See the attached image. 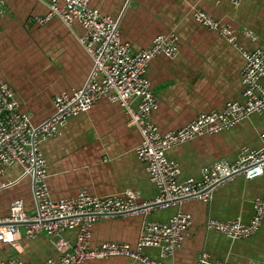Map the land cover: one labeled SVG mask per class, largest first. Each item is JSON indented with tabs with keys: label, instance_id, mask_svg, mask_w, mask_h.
<instances>
[{
	"label": "crops",
	"instance_id": "obj_1",
	"mask_svg": "<svg viewBox=\"0 0 264 264\" xmlns=\"http://www.w3.org/2000/svg\"><path fill=\"white\" fill-rule=\"evenodd\" d=\"M50 1L0 0V80L13 87L22 112L31 114L35 125L53 115L57 94L83 88L93 68L92 57L78 40L84 34L80 23L69 28L60 18L44 24L36 21L49 13ZM91 5L120 21L121 38L134 51L151 46L160 33L180 36L178 56L156 57L147 71L158 102L152 120L162 134L180 129L202 112L222 110L229 101L244 102L243 55L219 32L196 22L192 11L201 8L231 26L238 44L246 49L264 50V0L240 5L231 0H92ZM129 120L121 103L103 98L88 112L71 118L62 134L43 142L53 199L73 198L83 190L96 196L133 191L141 202L158 195L146 163L136 153L141 133ZM243 147L264 150V115L254 114L229 130L175 146L167 155L179 163L180 181L199 182L214 164L234 163ZM19 197L33 209L29 179L0 192V217ZM259 197H264V175L251 180L240 174L221 184L209 203L191 199L181 206L153 210L147 217L150 221H169L179 210L194 219L182 246L164 260L198 264L200 254L208 252L212 260L229 264H264V226L237 240L207 227L209 219L250 223ZM143 220L138 216L103 218L94 226L93 244L116 241L134 246ZM65 237L74 241L75 234L67 232ZM20 244L22 251L11 247V254L34 264L60 256L53 239L46 236L24 237ZM143 253L163 259L159 248L148 247ZM85 264L143 263L114 257Z\"/></svg>",
	"mask_w": 264,
	"mask_h": 264
},
{
	"label": "built area",
	"instance_id": "obj_2",
	"mask_svg": "<svg viewBox=\"0 0 264 264\" xmlns=\"http://www.w3.org/2000/svg\"><path fill=\"white\" fill-rule=\"evenodd\" d=\"M231 1L240 5L253 0ZM91 2L51 0L49 13L36 17L42 24L60 18L69 28L75 22L80 23L84 34L78 36V40L93 59V68L83 88L54 97L55 112L50 118L35 125L31 114L22 112L13 87L0 80V192L29 179L33 200V209H29L24 198L14 199L8 214L0 217V264H34L11 254L9 248L21 252L22 238L35 240L42 236L53 239L60 254L43 264H85L114 257H125L135 263L168 264L164 259L182 246L194 219L179 210L169 221H150L147 217L153 210L181 206L191 199L209 203L216 189L235 176L243 174L252 180L264 175V150L250 147H243L234 163L214 164L211 172L199 182L180 181L181 167L167 155L175 146L229 130L254 114L264 115V50H249L239 45L231 26L201 8H194L192 16L196 22L219 32L243 55L245 100L229 101L222 110L202 112L180 129L162 134L152 120L158 102L147 71L156 57L174 59L178 56L180 36L175 32L160 33L151 46L134 51L132 44L121 38L120 21L103 14ZM103 98L121 103L130 116L129 125L141 133L136 153L146 163L150 179L159 189L158 195L151 200L141 202L133 191L96 196L83 190L76 197L58 200L51 196L47 182L48 163L41 148L43 142L62 134L71 118L88 112ZM116 216L144 218L137 243L132 246L106 241L94 245V226L103 218ZM262 226L264 197L254 201V215L248 224L239 219H209L207 222L209 229L232 240L248 238ZM67 232L75 234L74 241L65 237ZM148 247L161 249L163 259L145 255L144 249ZM198 264L229 263L212 260L208 252H203Z\"/></svg>",
	"mask_w": 264,
	"mask_h": 264
}]
</instances>
